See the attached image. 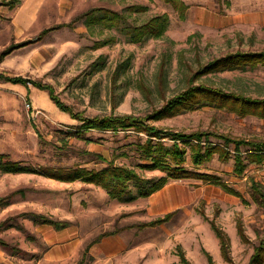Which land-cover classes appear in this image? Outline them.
<instances>
[{
    "label": "rangeland",
    "instance_id": "obj_1",
    "mask_svg": "<svg viewBox=\"0 0 264 264\" xmlns=\"http://www.w3.org/2000/svg\"><path fill=\"white\" fill-rule=\"evenodd\" d=\"M15 1L0 0V53L46 28L70 26L16 48L0 60V74L49 83L66 104L86 116L143 117L190 86L264 98V65L216 70L195 82L191 78L216 59L264 52V0H182L189 6L184 17L164 0H43L21 35L13 24L14 11L3 6ZM131 6L148 10L133 12ZM94 9H101L95 14L98 18L110 10L125 15L127 22L112 28L80 19ZM159 15L170 21L163 37L141 43L128 37L129 24L142 25ZM236 103V111L206 103L154 124L187 134L210 131L264 141V118L257 113L242 116L239 113L248 111L249 102ZM77 125L80 122L58 109L47 91L0 79V155L38 170L108 165L82 153L90 150L104 154L108 162L136 169L144 179L166 174L139 166L134 150L138 137L133 131L117 137L94 132L91 135L101 144L87 145L74 138L70 149H64L56 131ZM234 163V159L215 158L201 171L220 178L240 196L212 183L176 179L153 196L133 201L113 199L102 186L82 179L69 183L44 173L0 170V201L5 200L0 203V224L5 222L0 238L20 250L0 246V264H79L84 257L86 264H183L179 247L192 264H210L207 251L214 264H249L255 247L264 240V198L256 201L252 188L256 181L264 190V165L251 164L240 176ZM169 213L174 214L163 225L141 228ZM33 214L69 225L58 230L36 221ZM211 220L230 238V261L223 256ZM239 224L248 243L239 235Z\"/></svg>",
    "mask_w": 264,
    "mask_h": 264
},
{
    "label": "trees",
    "instance_id": "obj_2",
    "mask_svg": "<svg viewBox=\"0 0 264 264\" xmlns=\"http://www.w3.org/2000/svg\"><path fill=\"white\" fill-rule=\"evenodd\" d=\"M169 5L176 8L184 17L189 8L182 0H164ZM14 3L9 4L13 6ZM133 12L147 11V7L131 6ZM101 10V9H99ZM99 10L94 9L86 12L80 19L87 17L88 21L97 23H105L108 27L120 26L123 22H127V17L117 11L104 10V17H96L95 14ZM170 24L169 18L164 16L154 17L142 25L129 24L127 27L128 37L135 43H141L149 37H163L168 31ZM70 25H58L42 30V32L19 45L10 46L0 53V60L10 55L16 48L28 46L29 44L42 41L44 36L59 28ZM251 65L252 68H258L259 65H264V52L259 53H236L222 59H216L210 64L202 67L199 72H196L191 78L192 82L199 79L202 74L215 72L216 70H231L243 69ZM0 79L6 82L22 84L29 89L30 85H34L41 91H47L52 101L58 109L64 111L80 122L81 125L74 126L71 130L56 131V138L61 140L64 149H70L72 139H78L88 144H101V139L94 138L91 133H110L114 137L122 132L130 135L131 131L135 134L137 141L134 143V150L139 156V166L143 169L162 170L166 174L161 178L144 179L134 168L116 165L114 161L108 162L104 154L93 151L84 150L87 157L92 161L107 162L108 165L103 169H88L81 166L67 167L60 166L59 168L46 167L44 170H38L33 166L23 165L21 162L11 161L8 155H0V170L6 173H44L48 177L58 180L73 183L75 180L82 179L86 182H92L96 185L105 188L109 196L113 199L121 201H133L139 197L148 198L153 194L161 191L171 180L176 179H196L203 183H212L223 187L228 193L240 196V193L227 185L226 182L217 178L215 175L203 173L201 170L215 158L222 162L235 160V171L238 175H243L251 164L258 166L264 165V141L239 140L228 135L216 134L210 131L190 132L189 134L158 127L154 121H159L162 118L174 116L185 109H197L204 104H211L226 108L228 105L230 110L236 111V101L249 102L248 111L239 113L246 116L249 113H257L264 118V98L251 99L242 94L231 93L227 94L221 89H211L206 86H190L188 90L177 95L174 99L168 101L160 110L145 116L119 115L110 114L102 116H86L83 112L74 110L66 104L59 95L53 85L45 82L28 79L22 76L9 77L0 74ZM128 155V153H124ZM191 163V165H190ZM254 197L256 201L263 200L264 190L261 183L254 182L252 185ZM137 190V194L134 190ZM5 201V200H3ZM3 201H0V203ZM174 213H169L162 218H158L148 223H143L141 228L156 227L170 221ZM36 221L43 224L54 226L58 230L68 227L65 221H56L50 217H45L39 214H33ZM212 227L220 239L221 250L226 260H231L230 238L226 232L217 225L213 220L210 221ZM5 227V222L0 224V230ZM239 235L245 242H249V237L245 234L242 224L238 226ZM100 241V240H98ZM0 246L7 250L19 252L17 246L12 245L0 238ZM255 253L252 255L249 264H264V240L260 245L255 247ZM179 256L183 264H192L188 259L185 251L179 247ZM207 256L210 264H214L212 255L207 251ZM79 264H86L85 257Z\"/></svg>",
    "mask_w": 264,
    "mask_h": 264
},
{
    "label": "crops",
    "instance_id": "obj_3",
    "mask_svg": "<svg viewBox=\"0 0 264 264\" xmlns=\"http://www.w3.org/2000/svg\"><path fill=\"white\" fill-rule=\"evenodd\" d=\"M41 1L43 0H26V3L24 5H19L22 0H16V3H14L13 6L3 4L1 5L8 6L14 11L13 24L16 25L17 30L21 35L23 34V27L26 26L28 22L33 21V19H35L36 14L38 12L37 7L40 6Z\"/></svg>",
    "mask_w": 264,
    "mask_h": 264
}]
</instances>
